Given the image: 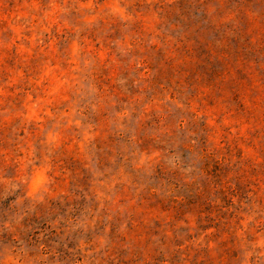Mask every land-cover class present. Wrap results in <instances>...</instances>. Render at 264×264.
I'll list each match as a JSON object with an SVG mask.
<instances>
[{
	"label": "rangeland",
	"instance_id": "obj_1",
	"mask_svg": "<svg viewBox=\"0 0 264 264\" xmlns=\"http://www.w3.org/2000/svg\"><path fill=\"white\" fill-rule=\"evenodd\" d=\"M0 264H264V0H0Z\"/></svg>",
	"mask_w": 264,
	"mask_h": 264
}]
</instances>
